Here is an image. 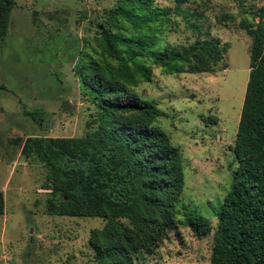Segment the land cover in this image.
Returning <instances> with one entry per match:
<instances>
[{"label":"rangeland","instance_id":"374dc122","mask_svg":"<svg viewBox=\"0 0 264 264\" xmlns=\"http://www.w3.org/2000/svg\"><path fill=\"white\" fill-rule=\"evenodd\" d=\"M0 45V264H98L90 245L100 217L51 214L48 169L23 153L30 136H81L96 107L76 72L85 49L97 47L98 24L118 0H15ZM182 13L164 36L170 44L220 38L228 43L222 66L212 72L166 74L156 67L151 81L135 90L164 113L156 124L181 149L185 186L178 204L181 222L155 253L134 264H210L214 233L226 194L239 167L235 154L250 73L253 37L242 22L256 25L264 0H155ZM232 16L224 20L225 16ZM192 26H198L195 29ZM41 110L42 121H36ZM26 111L34 113L29 115ZM217 117V123L208 117ZM210 220L211 231L194 234L185 214Z\"/></svg>","mask_w":264,"mask_h":264},{"label":"trees","instance_id":"16d2710c","mask_svg":"<svg viewBox=\"0 0 264 264\" xmlns=\"http://www.w3.org/2000/svg\"><path fill=\"white\" fill-rule=\"evenodd\" d=\"M15 5V0H0V45ZM181 13L180 5L118 0L107 11L106 21L98 24L97 47L83 51L76 70L98 114L89 121V132L30 136L24 141L23 155L49 171L43 184L51 190L49 213L105 220L89 238L98 264H134L155 253L181 222L178 204L185 186L181 149L156 124L164 113L135 87L151 81L156 67L166 74L215 71L224 64L229 48L220 38L170 44L164 33L173 16ZM256 16V25L242 22L253 42L235 139L239 167L217 213L210 264H264V6ZM41 116L36 110V121H42ZM208 119L218 121L215 116ZM4 212L0 192V214ZM185 215L182 222L195 235L210 233L209 219Z\"/></svg>","mask_w":264,"mask_h":264}]
</instances>
